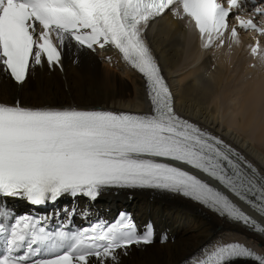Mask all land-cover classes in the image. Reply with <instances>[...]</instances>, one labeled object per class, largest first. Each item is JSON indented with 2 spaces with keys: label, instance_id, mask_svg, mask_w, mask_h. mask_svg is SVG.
Listing matches in <instances>:
<instances>
[{
  "label": "snow or ice",
  "instance_id": "snow-or-ice-1",
  "mask_svg": "<svg viewBox=\"0 0 264 264\" xmlns=\"http://www.w3.org/2000/svg\"><path fill=\"white\" fill-rule=\"evenodd\" d=\"M0 0V71L22 83L31 64L61 66L62 50L114 47L145 78L149 108H30L0 102V264H119L117 253L153 242L125 213L114 223L49 230L43 218L16 214L10 200L31 205L64 197L96 200L110 188L152 189L183 197L264 233V173L233 146L179 115L143 33L166 11L190 18L205 48L239 43L237 27L264 36V0ZM179 7L173 9V5ZM250 6L247 19L238 13ZM235 15L236 25L229 26ZM181 16V18H183ZM257 18H260L259 21ZM260 52L259 43L250 49ZM262 220L243 211L230 195ZM264 253L215 241L185 264H234Z\"/></svg>",
  "mask_w": 264,
  "mask_h": 264
},
{
  "label": "bare ground",
  "instance_id": "bare-ground-1",
  "mask_svg": "<svg viewBox=\"0 0 264 264\" xmlns=\"http://www.w3.org/2000/svg\"><path fill=\"white\" fill-rule=\"evenodd\" d=\"M241 36L244 39V35ZM145 37L167 78L175 109L213 134L219 133L225 142L238 147L264 173V54L260 53L259 61L249 68L253 78L241 82V92L237 94L233 90L238 86H228L230 76L225 75L224 65L216 56L206 55L194 67L175 74H182L180 77L171 79L172 73L178 72L188 56L196 57L194 52L185 55L187 48L196 50L199 45L188 22L174 20L165 13L154 21L153 29L148 30ZM242 59L245 61L241 57V64ZM107 64L73 43L62 50L60 69L50 68L45 62L31 64L26 79L18 85L0 71V102L11 105L17 100L30 108L146 110L148 102L140 77L119 62L111 67ZM228 125H232L235 132L229 130ZM101 194L105 198L96 205L120 206L123 201L122 204H128L142 221L152 219L168 236L162 244H134L126 254L125 250H119V264H180L185 258L197 255L203 246L231 238H250L253 247L264 250L263 233L183 197L152 189L128 188H110L102 190ZM92 264H96L95 258ZM234 264L254 263L236 260Z\"/></svg>",
  "mask_w": 264,
  "mask_h": 264
},
{
  "label": "rangeland",
  "instance_id": "rangeland-1",
  "mask_svg": "<svg viewBox=\"0 0 264 264\" xmlns=\"http://www.w3.org/2000/svg\"><path fill=\"white\" fill-rule=\"evenodd\" d=\"M194 52V54L196 55V57H197V54H196V52H195V49H192V50H189L188 48H187V53L185 54V55H189L190 53L192 54ZM202 56V55H201ZM188 60H191V56L189 57L188 56V58H187ZM259 61V59L257 58L256 59V61H255V65H256V63ZM184 62H185V64H182L180 67V69L178 70V72H176V73H179V72H183V71H185V70H188L191 66H192V64L188 61V62H186V59L184 60ZM242 62L244 63V61H243V59H242ZM193 63V62H192ZM187 64V65H186ZM194 64V63H193ZM183 65H184V67H183ZM192 67H194V66H192ZM191 67V68H192ZM253 68V67H252ZM223 70H224V72H225V68H224V66H223ZM249 70V69H248ZM225 75H226V72H225ZM180 76V75H179ZM227 76H230V75H227ZM174 78H176V76L174 77ZM242 82V81H241ZM240 82V83H241ZM235 93H237V94H240V92H241V90L239 89V86H238V89H234L233 90ZM234 94H232V96H233ZM223 124L225 125V127H226V123L225 122H223ZM227 127H229L228 129L229 130H231L232 132H235V130H234V128H233V126L232 125H228ZM233 129V130H232ZM245 134H247L248 135V133L246 132ZM244 134V135H245ZM244 135H242V136H244ZM248 137V136H247ZM246 137V138H247ZM249 138H247V140H248ZM253 140V139H252ZM249 141H251V138L249 139ZM254 141V140H253Z\"/></svg>",
  "mask_w": 264,
  "mask_h": 264
}]
</instances>
